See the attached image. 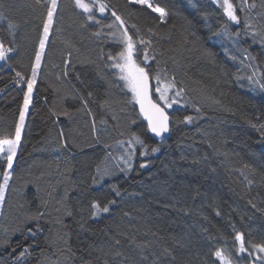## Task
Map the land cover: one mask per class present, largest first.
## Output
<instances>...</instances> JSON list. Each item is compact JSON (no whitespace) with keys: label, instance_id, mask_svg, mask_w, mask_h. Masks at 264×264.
<instances>
[{"label":"trees","instance_id":"16d2710c","mask_svg":"<svg viewBox=\"0 0 264 264\" xmlns=\"http://www.w3.org/2000/svg\"><path fill=\"white\" fill-rule=\"evenodd\" d=\"M105 2H110L120 13L126 14L129 10L126 0ZM170 2L182 15L161 24L155 22L153 16L142 13L134 16L129 24H137L146 38L149 35L146 29L155 27L158 35L152 37L153 42L158 52L164 53L157 55L159 67H167L169 76L175 72L178 80L185 81L188 92L181 98V104L166 109L170 117L182 121L185 115L196 116L190 105L185 106L184 101L190 100L200 104L202 118L192 124L173 123L168 138L159 145L160 151L147 157L149 163L145 168L140 167L145 158L139 155L144 149L137 145L133 169L119 173L114 168L117 159L106 160L105 153L111 152L115 158L124 154L117 141L128 139L130 121H136L131 130L141 133L147 145L157 146L158 142L145 131L146 122L138 116V107L127 103L131 94L126 89L121 90L122 82L117 86L116 78L106 66L110 63L106 54L112 52L115 55L120 47L106 37L93 36L99 26L79 15L81 10L74 9L73 0H60L62 11L56 26L64 31L63 34H50L17 150L15 172L5 193V203L0 205V264H12L9 252L18 242L33 244L31 238L25 241L20 231L26 234L28 227L36 230L37 223L44 231L37 233L26 264H56L57 261L60 264H84L88 260L97 264L98 258L102 264L104 257L99 249L103 246L107 250L106 241L117 237L126 244L123 234L152 239L153 232L170 244L173 237L191 240L192 250L182 253L184 259L190 260L191 264H213V257L204 255L209 245L200 230L202 227L209 228L214 236L223 233L231 248L229 218L246 234L248 225L253 228L264 225V213L257 212L247 203L252 200L259 208H264V182L258 173L252 174L250 178L256 183L249 186L237 171L245 163L258 169L264 163V137L261 130L254 127L264 123V92L250 87L246 79L238 81L237 76L244 77L251 70L243 68L239 60L232 61L224 55L221 39H208L210 34L203 28L205 18L201 13L210 14L208 23L215 31L224 23L219 9L209 0ZM32 3L33 0H0V12L20 25L16 37L19 52L7 64L0 61V89H3L0 91V137L14 132L23 100L21 89L25 91L26 82L17 84L13 78L16 71L30 76L31 61L42 31L40 12L30 6ZM95 15L105 24L110 22L109 13L96 12ZM182 16L196 20L204 47L216 54L215 63L201 55L199 45L189 43L179 52L168 51L178 47V41L182 39ZM0 28L6 29L2 21ZM103 31L107 32V29ZM0 35L6 33L0 31ZM67 39L74 48L69 49L64 43ZM241 43L257 55V63L264 71V54H261L264 49L243 36ZM68 51H72L71 57H68ZM140 51L138 61L142 60V49ZM234 54L239 56L238 51ZM65 60H70V66L65 65ZM149 63L156 71L158 65ZM64 71L68 72L67 76L62 75ZM151 85L154 91L157 86L154 79ZM88 91L94 93L93 98L87 97ZM81 94L89 99L92 115L81 110ZM106 98L111 101L110 108L100 106ZM213 99L221 100L223 107L214 104ZM228 108L232 111H227ZM65 111L69 115H63ZM102 120L106 123H101ZM64 143L67 147H63ZM104 145L110 147L106 149ZM98 164L102 170L107 168L116 174L93 185ZM111 184H117L121 189L122 198H116L118 206L111 214L90 218L88 203L93 197L115 198L110 191ZM37 212L44 213L43 217L38 221L28 219ZM68 212L72 215H67ZM79 222H86L85 229L90 231L81 229ZM64 233L69 234L66 239L75 256L67 252L59 239ZM251 238L258 241L259 234ZM93 243L96 247L86 251L87 245ZM223 243L218 240L213 245ZM65 256L71 258L65 260Z\"/></svg>","mask_w":264,"mask_h":264},{"label":"snow or ice","instance_id":"6c2138e0","mask_svg":"<svg viewBox=\"0 0 264 264\" xmlns=\"http://www.w3.org/2000/svg\"><path fill=\"white\" fill-rule=\"evenodd\" d=\"M126 2L129 10L125 14L118 12L110 2H105V0H90V2H86V0H73L74 9L81 10L78 14L84 15L86 21H92L95 25L99 26L98 30L92 34L93 36L97 38L106 37L115 46L120 47V51L116 52L115 55L112 52L106 54V59L110 62L106 66L112 71L113 77L116 78L117 86L119 87L120 82H122L121 90L126 89L131 94V98L127 103L139 107L138 116L146 121L145 131L151 134L154 139L159 138L158 145L150 147L145 143L141 133L131 130V125H134L136 121H130V127L127 131L128 139L117 141V144L123 148L124 154L115 158L112 157L111 152L105 153L106 160L117 159L118 162L114 165V168L119 173H127L133 169L132 161L136 155L137 145L141 149H144L139 152V155L145 158L144 162L140 164L141 168H145L149 163L147 157L160 151L159 145L163 144L168 138L173 123L192 124L195 120L201 119L203 114L200 104L185 100V106L190 105L197 115H185L182 121L170 117L166 109H172L173 105L181 104V98L185 97L188 92L185 81L182 79L178 80L175 72L169 76L167 67L162 69L159 67L160 61L157 59V55L163 56L164 53L158 52L153 42L152 37L158 35L155 27H148L146 29L149 34L146 38L142 35V30L137 24H129V21L134 16H139L142 13L153 16L154 21L161 24H166L169 18L180 16L182 13L174 7L170 0H126ZM209 3L221 11L224 23L220 24L213 31L212 25L208 23L207 19L210 14L202 12L201 16L205 18L203 28L210 34L208 39H221V48L224 55L232 61L239 60L243 68L251 70L250 74L244 77L237 76L238 81L246 79L249 81L250 87L258 88L264 92V71H261L260 64L257 63L258 57L257 55H253L249 51V48L243 47L241 43V37L243 36L250 38L253 45L258 43L264 49V0H209ZM30 6L40 12L42 31L39 35L38 44L35 47L34 59L31 61L30 76L16 71L13 78L17 84L26 82V91L21 89L23 91V100L19 106V118L15 123L14 132L9 133L7 137H0V169L3 170V178L2 182H0V205L5 203V193L10 187L9 182L15 172L14 165L18 156L17 150L21 145L22 133L26 127V116L29 114L30 105L33 103L34 87L37 84L41 62L46 55L45 49L49 43L50 34L53 32L63 34L64 31L62 27L56 26L59 13L62 11L60 0H33ZM96 12L100 14L109 13L110 22L105 24L101 19H97ZM105 18L107 19V17ZM182 18V39L178 41V47L169 49L168 51L179 52L189 43L194 46L199 45L201 55L215 63L216 54L211 49L204 47V38L198 34L199 29L196 20L188 16H182ZM0 21L6 24V29L0 28V31L6 33V35H0V61H4L7 64L11 57L19 52L16 37L20 25L3 12H0ZM84 26L87 27L88 25L85 24ZM232 28L236 30L232 31ZM103 29H107V32H104ZM225 41L227 42V46H225ZM64 43L69 49L74 48L70 39L65 40ZM140 49H142V60L138 61L137 57L141 55ZM236 51L239 52V56L234 54ZM261 54H264V52ZM67 55L71 57L72 51H68ZM102 55L104 54L102 53ZM149 61L155 62L158 65L156 71L152 70ZM64 63L66 66H70V60H65ZM225 74L227 73L225 72ZM62 75L67 76L68 72L64 71ZM77 78L79 79V74H77ZM153 79L157 84L154 91L151 85V80ZM89 86L91 85H87L86 87ZM240 86L243 87V84ZM0 91H3V89H0ZM154 96L156 97L155 99L153 98ZM87 97L93 98L94 93L88 91ZM80 100L82 104L81 110L87 111L89 115H92V110L88 107L89 99H86L81 94ZM213 103L223 107L221 100L213 99ZM100 106L102 108H110L111 101L107 98L103 99L100 102ZM226 110L232 111L230 108ZM62 114L69 115L67 111ZM113 119H115V116H113ZM101 123H106V121L102 120ZM249 123H251V120H249ZM254 127H258L261 130L262 137H264V123L254 125ZM93 129H95L94 120ZM61 135H63L62 132ZM120 135L123 136L125 133L120 132ZM125 145L127 147H124ZM63 147H67V144L64 143ZM104 147L107 149L110 145H104ZM121 163L123 167L120 166ZM95 171L97 175L92 178L93 185L100 184L106 178H111L116 174L107 168L102 170L99 164L96 165ZM237 171L242 177L243 182H246L249 186L256 183L254 178H250L252 174L258 173L261 182H264V163H261L259 169L245 163ZM109 187L115 198L93 197L88 203L90 218H96L102 214H111L112 209L118 206L116 198H122L121 189L117 184H111ZM247 203L257 212L264 213V208H259L252 200H249ZM181 211H186V209H181ZM43 215L44 213L37 212L35 215H30L28 219L38 221ZM67 215H72V213L68 212ZM124 215L128 216L129 214L124 213ZM201 215L203 214L201 213ZM216 215L219 216L220 212L217 211ZM204 219H207V217H204ZM58 223H62V221H58ZM85 223L79 222V227L90 231V229H85ZM227 225L232 230L231 248H229L227 236L223 233H220L219 236H214L211 234L209 228L202 227L200 229L206 237V243L209 245V250L204 255L206 257H213V264H264V225L259 228H253L251 225H248L247 234L244 231L238 230L236 223L231 218L228 219ZM43 231L44 229L38 223L36 230L28 227L26 234L20 231L24 240L27 241L31 238L33 244L24 243L21 245L18 242L12 247L11 252H9L12 264H26L28 257L32 254L37 233H42ZM255 234H259L258 241L251 238ZM68 235V233H64L59 239L66 246L67 252L71 256H75V252L68 246V240L66 239ZM144 235L147 236L148 233H144ZM151 236L152 239H140L135 235L129 237L127 234H123L122 238L127 241L126 244H122V239L117 237H113L110 242L106 241L107 250L103 246L99 249L104 257L102 264H191V261H186L182 255V253L191 252V240L185 241L183 238L173 237V242L170 244L158 238L157 233L153 232ZM218 240H223L224 243L220 246L213 245V242ZM5 243L7 244L8 241L5 240ZM95 247L94 243L88 244L85 250L87 251V249ZM41 253L43 254V249H41ZM63 254V251H61V255ZM71 256H65V260L70 259ZM196 256H200L199 250L196 251ZM56 264H60V262L57 261ZM84 264H92V261H84ZM97 264H101L99 258L97 259Z\"/></svg>","mask_w":264,"mask_h":264},{"label":"rangeland","instance_id":"374dc122","mask_svg":"<svg viewBox=\"0 0 264 264\" xmlns=\"http://www.w3.org/2000/svg\"><path fill=\"white\" fill-rule=\"evenodd\" d=\"M25 91H26V89H25ZM2 178H3V173L0 172V182H2Z\"/></svg>","mask_w":264,"mask_h":264},{"label":"water","instance_id":"95a60500","mask_svg":"<svg viewBox=\"0 0 264 264\" xmlns=\"http://www.w3.org/2000/svg\"><path fill=\"white\" fill-rule=\"evenodd\" d=\"M138 107V106H137ZM138 111H139V107H138ZM143 119V118H142ZM144 121V120H143ZM146 122V121H145ZM155 141L158 142L159 138H155Z\"/></svg>","mask_w":264,"mask_h":264}]
</instances>
